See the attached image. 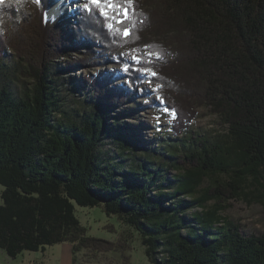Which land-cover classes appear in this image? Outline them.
Listing matches in <instances>:
<instances>
[{"label": "trees", "instance_id": "trees-1", "mask_svg": "<svg viewBox=\"0 0 264 264\" xmlns=\"http://www.w3.org/2000/svg\"><path fill=\"white\" fill-rule=\"evenodd\" d=\"M57 1L0 4V247L127 250L132 232L104 240L76 216V204L101 205L141 234L153 264H264V234L222 214L242 196L264 205V0H132L127 38L83 6L68 27L71 12L48 15ZM125 46L132 58L116 53ZM107 58L131 86L155 83L145 103L168 110L169 133L142 143L122 123L138 102L111 73L75 86L72 71ZM202 105L226 134L193 127Z\"/></svg>", "mask_w": 264, "mask_h": 264}, {"label": "rangeland", "instance_id": "rangeland-1", "mask_svg": "<svg viewBox=\"0 0 264 264\" xmlns=\"http://www.w3.org/2000/svg\"><path fill=\"white\" fill-rule=\"evenodd\" d=\"M69 3V1H68ZM63 4L58 0L56 4L49 10L48 15L58 17L57 15L62 9L70 14L68 27L76 23L78 10L84 4V0H73V5ZM65 5V6H64ZM70 25V26H69ZM155 40L156 37H150ZM128 46L121 47L116 53L132 58L128 52ZM114 54V53H113ZM112 56V52H110ZM82 55L78 53L73 54L75 60L79 59ZM108 63L105 66H95L89 68L81 66L75 71H72L74 77V84L76 87L82 88L85 85V75L94 74L95 76H103L110 74L112 80L109 81L110 86H126L133 90V98L137 100L138 107L136 109L134 118H128L127 121L122 123L130 124L131 130L136 131L137 137L140 138L142 143L150 141L154 132L160 128L161 132L169 133L171 128L170 114L163 111L158 107H151L146 104V100L155 99L156 85L155 83L143 81L144 83L130 84L128 76L124 72L122 65L115 63L112 59L107 58ZM114 62V63H112ZM112 63V64H110ZM113 81V82H112ZM30 86V83L28 84ZM21 85L15 86V90H20ZM68 91H66L67 93ZM20 93V91H19ZM69 97V96H68ZM70 98V97H69ZM72 99V97H71ZM72 100H68L69 107H78ZM199 117L195 120L193 127L200 130L202 133L209 134L210 136H217L226 134L228 124L221 118L219 114L212 112L208 106H199ZM112 147L110 139H107V146L105 149ZM207 181L205 184H208ZM3 184L0 183V203H2L1 193L4 190ZM230 206L222 212L231 220L238 222L241 225V230L246 234H264V205L251 196H242L239 199L230 201ZM76 216L80 221L89 228V234L98 238L119 241L121 240L122 231L132 232L133 238L129 243V248L125 251L112 250L103 253H96L84 249L79 252L77 256L74 255L72 245L68 242L46 246L45 250L28 251L25 250L16 257H11L8 253L0 247V264H153L149 261L145 246H143L141 234L133 229L130 225L124 223L116 214H107L101 205L98 206H80L76 204ZM114 227V230L110 226ZM76 261H74V257Z\"/></svg>", "mask_w": 264, "mask_h": 264}, {"label": "snow or ice", "instance_id": "snow-or-ice-1", "mask_svg": "<svg viewBox=\"0 0 264 264\" xmlns=\"http://www.w3.org/2000/svg\"><path fill=\"white\" fill-rule=\"evenodd\" d=\"M37 3L40 0H36ZM4 0H0V4H3ZM132 0H85L83 8L89 13H97L100 16H103L106 21V26L110 33L117 35H124L125 38L131 35L130 28H121L119 25L125 24L126 21H129L131 14L128 11L129 6L131 5ZM134 59H138L134 57ZM128 70V66L125 65L124 71ZM142 71H148V69H143ZM151 75L155 73L150 72ZM165 111H168L165 109ZM172 115H175V112H172Z\"/></svg>", "mask_w": 264, "mask_h": 264}, {"label": "bare ground", "instance_id": "bare-ground-1", "mask_svg": "<svg viewBox=\"0 0 264 264\" xmlns=\"http://www.w3.org/2000/svg\"><path fill=\"white\" fill-rule=\"evenodd\" d=\"M61 1L63 4L67 3L66 5H70V4L73 5V0H61ZM68 1H69V3H68ZM66 10H70V9H66ZM72 14H74V13L72 12Z\"/></svg>", "mask_w": 264, "mask_h": 264}, {"label": "water", "instance_id": "water-1", "mask_svg": "<svg viewBox=\"0 0 264 264\" xmlns=\"http://www.w3.org/2000/svg\"><path fill=\"white\" fill-rule=\"evenodd\" d=\"M2 194V193H1Z\"/></svg>", "mask_w": 264, "mask_h": 264}]
</instances>
